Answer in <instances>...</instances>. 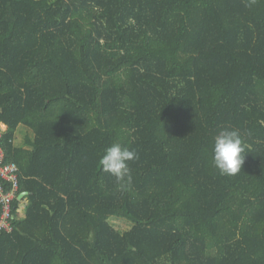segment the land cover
<instances>
[{"label":"trees","instance_id":"1","mask_svg":"<svg viewBox=\"0 0 264 264\" xmlns=\"http://www.w3.org/2000/svg\"><path fill=\"white\" fill-rule=\"evenodd\" d=\"M0 123L27 193L0 264H264V0H0Z\"/></svg>","mask_w":264,"mask_h":264},{"label":"clouds","instance_id":"2","mask_svg":"<svg viewBox=\"0 0 264 264\" xmlns=\"http://www.w3.org/2000/svg\"><path fill=\"white\" fill-rule=\"evenodd\" d=\"M245 149L238 130L225 128L214 138L212 165L222 176H235L245 162ZM138 159L135 150L113 144L104 150L99 160L102 170L115 177L121 189L132 182L129 162Z\"/></svg>","mask_w":264,"mask_h":264},{"label":"built area","instance_id":"3","mask_svg":"<svg viewBox=\"0 0 264 264\" xmlns=\"http://www.w3.org/2000/svg\"><path fill=\"white\" fill-rule=\"evenodd\" d=\"M6 131L7 127L0 123V234L12 233L14 221L25 212V196L20 197L19 167L8 162L5 156L3 137ZM16 201L20 203L18 207L14 206Z\"/></svg>","mask_w":264,"mask_h":264},{"label":"rangeland","instance_id":"4","mask_svg":"<svg viewBox=\"0 0 264 264\" xmlns=\"http://www.w3.org/2000/svg\"><path fill=\"white\" fill-rule=\"evenodd\" d=\"M27 135V131L25 130L24 127H21L19 130H18V133H17V138H16V144L17 145H21L23 144V142L25 141V137ZM23 206L26 208L27 207V200H25L23 202ZM25 213V212H24ZM23 213V214H24ZM113 225L118 229V230H121V231H128L130 228H131V224L128 223L127 221L125 220H113Z\"/></svg>","mask_w":264,"mask_h":264},{"label":"water","instance_id":"5","mask_svg":"<svg viewBox=\"0 0 264 264\" xmlns=\"http://www.w3.org/2000/svg\"><path fill=\"white\" fill-rule=\"evenodd\" d=\"M24 196H27V193H23V194H21L20 197L22 198V197H24Z\"/></svg>","mask_w":264,"mask_h":264}]
</instances>
